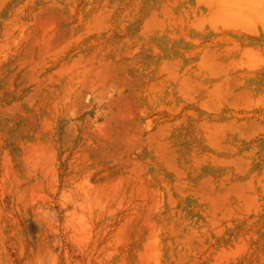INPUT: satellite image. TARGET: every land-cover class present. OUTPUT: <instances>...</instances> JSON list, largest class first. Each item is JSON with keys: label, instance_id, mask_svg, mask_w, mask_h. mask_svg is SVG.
<instances>
[{"label": "rangeland", "instance_id": "1", "mask_svg": "<svg viewBox=\"0 0 264 264\" xmlns=\"http://www.w3.org/2000/svg\"><path fill=\"white\" fill-rule=\"evenodd\" d=\"M221 1L0 0V264H264V24Z\"/></svg>", "mask_w": 264, "mask_h": 264}, {"label": "bare ground", "instance_id": "2", "mask_svg": "<svg viewBox=\"0 0 264 264\" xmlns=\"http://www.w3.org/2000/svg\"><path fill=\"white\" fill-rule=\"evenodd\" d=\"M221 3V7L225 8V11L230 9V13L236 17L243 16L244 13L245 19L259 20V23L264 24V0H222Z\"/></svg>", "mask_w": 264, "mask_h": 264}]
</instances>
